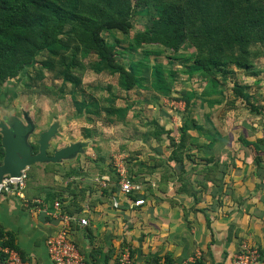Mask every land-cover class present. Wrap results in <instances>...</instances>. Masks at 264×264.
<instances>
[{"label": "trees", "instance_id": "16d2710c", "mask_svg": "<svg viewBox=\"0 0 264 264\" xmlns=\"http://www.w3.org/2000/svg\"><path fill=\"white\" fill-rule=\"evenodd\" d=\"M144 8L154 9L148 25L137 30L133 41L130 40L126 47L122 46L124 39L117 34H128L133 27L132 17ZM106 34L112 40H108ZM150 43L157 47H142ZM184 44H190L193 52L184 57L188 69L182 71H186L189 78L194 74L199 76L196 79L200 84L199 92L194 89L180 96L186 107L191 106V109L178 128V137H173V133L170 135L169 130L156 120H152L156 123L153 131L144 133V140H154V149L159 153L149 156L155 160L151 169L158 166L162 168L159 176L161 190L165 189L167 181L177 180L180 182V191L184 187L183 178L193 174L196 175V182L204 183L203 179H208L215 183L228 173L233 156L227 148L223 149L224 153L223 150L212 151L215 139L221 134L216 129L209 133L211 122L204 125L197 116H191L193 106H196L192 98L198 97L201 103L209 106L221 104L226 98L225 81L234 70L251 77L263 71L257 65V60L264 57V0H0V86L9 78L18 77L28 65L35 64L39 72H53L64 85L69 84L72 92L80 90L84 112H91L104 122L125 118L130 106L119 105L118 98L128 97V91L132 89H147L148 84L143 83L144 80H147L148 73L154 75L158 69L156 64L149 63V54L168 50L172 52L168 55L169 63L172 64L178 59L179 50ZM138 48L141 50L140 58L131 53ZM88 69L105 77V84L91 86L96 89L99 86L100 90L105 91L104 95L99 98L91 95L90 102L86 99L82 85V71L84 74ZM166 70L172 81L176 72L168 68ZM154 78L160 88L170 90L168 82L161 84L164 78L156 79L155 75ZM259 81L256 79L255 84ZM150 85L153 88L151 82ZM252 85H243L234 80L228 93L233 97L231 104L240 99L245 108L257 114L264 106L252 100L254 97L248 92ZM60 91L63 92V88ZM100 100L106 104L101 105ZM207 115L205 120L208 119ZM96 118H91V121ZM247 126L249 124L245 123L242 128L245 136L249 133ZM252 128L255 129L254 126ZM194 130L196 135H202L208 142L198 145L193 140ZM243 137L241 135L240 139L244 145L264 143L262 138H256L251 143ZM32 146L35 151L36 143H32ZM160 146L166 147L167 155L164 158L160 156ZM138 154L139 151L133 159H128L132 162L127 167L128 177L133 182L140 180L135 166L143 164L142 160H138ZM2 157L0 142V163ZM187 163L191 166L185 168ZM110 170L113 184L109 188L118 190V173L112 167ZM200 176L203 179L198 181ZM71 184L69 182L67 186ZM189 186L190 189L194 187ZM43 188L41 192H32L51 203L63 198V191L56 193L51 190L53 187L48 190ZM71 190L74 192V189ZM104 191H108L107 188ZM127 195L137 199L143 194L133 190ZM65 212L73 214V211ZM0 247L22 254L13 233L1 226ZM6 257L7 254L0 250V260L4 261ZM149 264H157V261ZM165 264H172L171 259L166 258Z\"/></svg>", "mask_w": 264, "mask_h": 264}, {"label": "crops", "instance_id": "0c3cea01", "mask_svg": "<svg viewBox=\"0 0 264 264\" xmlns=\"http://www.w3.org/2000/svg\"><path fill=\"white\" fill-rule=\"evenodd\" d=\"M260 111L253 114V122H246L250 126H247L249 133L246 136L242 131L245 122L242 120L241 125L237 117L236 128L230 134L235 138L232 146H219L226 134L213 128L211 119L200 120L204 125L212 123L209 133L216 129L221 134L215 139L212 150L217 147L218 152L227 148L233 156L228 173L215 183L202 176L197 180L203 179L204 183L196 182L193 174L183 178L184 187L180 191L177 180L167 181L165 189L161 190V170H157L160 167L151 169L155 161L149 155L158 153L152 140L149 147L155 153L139 157L143 164L135 166L141 185L138 192L143 194L137 198H142L143 203L135 204V199L127 194L112 191L109 188L113 184L111 166L93 162L91 178L87 177L91 186L86 183V189L81 183L84 178L77 186L72 182L70 186L54 184L49 185L53 189H45L50 188L56 193L63 191V198L53 203L44 201L30 190H23L24 198L0 194V226L13 233L22 250V254L17 253L25 264H53L48 258L46 238L59 227V213L67 210L88 221L85 226L75 220L69 223L70 238L88 264H113L125 246L129 248L131 264L154 261L165 264L166 258L171 259L172 264L187 259H192V264H228L243 241L258 253L253 264H264V143L244 145L240 139L242 135L251 143L256 138L264 140V108ZM259 118L260 122H256ZM203 138L206 144L208 141ZM130 164L127 162L120 168L127 177ZM190 166L187 163L185 168ZM80 168L83 169L79 166L74 169L85 175ZM118 170L116 168V172ZM189 185H194L193 189ZM105 188L108 191H104ZM0 264H5V260H0Z\"/></svg>", "mask_w": 264, "mask_h": 264}, {"label": "rangeland", "instance_id": "374dc122", "mask_svg": "<svg viewBox=\"0 0 264 264\" xmlns=\"http://www.w3.org/2000/svg\"><path fill=\"white\" fill-rule=\"evenodd\" d=\"M153 12L154 9L144 8L132 17L133 27L129 30L128 34H117L119 38L124 39L121 44L122 46L126 47L130 40L131 42L133 41L134 33L148 25L150 16L154 14ZM105 36L108 40H112L108 34ZM142 47L156 48L157 45L150 43L143 44ZM192 52L193 48L191 45L184 44L179 50L178 59L172 64L169 63L168 59V55L172 54V52L168 50L162 51L160 54H149V63L151 65L156 64L158 68L154 73L156 79L159 77L164 78L163 81H158L163 85L168 82L170 90L166 91L165 88H160L153 73H148L147 80L143 82L148 84L147 89H132L128 91V97L117 99L119 105L129 104L130 106L125 115L126 120L124 118L120 121L104 122L103 119L96 118L91 112L85 113L84 107H82L80 102V90L72 92L69 84L64 85L61 79L53 75V72L47 70H44L43 73L39 72L35 64L34 66L28 65L25 71L18 77L6 80L0 86V120H3L4 116L10 114L22 117L21 111H27L35 124L33 132L28 137V141L33 144H35L42 130L46 129L51 122L58 121V131L51 138L50 146L47 149L48 154H52L54 149L60 148L70 142H85L83 151L76 154L73 158L55 163L38 162L27 167L25 170L28 174V180L24 190H37L41 192L42 187L45 190L47 187H51L49 185L68 184L69 182L76 183L77 186L81 178H84L81 180L82 188L86 189V183L91 186V180L87 178H91V163L105 162L107 166L110 165L113 170H116V168L120 169L121 165L125 167L127 162L130 164L131 161L128 159H131L135 155L137 156V151H139L138 157H147L149 152L155 153L154 150H151L153 148L149 147L150 142L153 143V141L144 140V135L148 134L147 132H152L156 124L152 120H156L165 129L169 130L170 135L173 133V137H178V128L183 124L191 109V106L189 108L186 107L184 100L180 96L194 89L198 93L200 89V84L196 80L199 79V76L194 74L192 78H189L188 73L182 71L185 68L188 69L184 57H187ZM131 53L136 58L141 57L140 48L131 51ZM257 65L264 71V57L258 58ZM166 68L176 72L172 81L169 80ZM151 69H149V72ZM263 71L259 72L258 76L251 77L246 76L240 70H234V73L228 75L225 81L224 91L226 98L219 105L209 106L207 103H201L198 97L192 98L193 100L191 99L196 104V106H193L191 116H197L200 120L205 121V114H209L207 116L214 123V127L226 134V138L222 140L219 146H226L228 144L232 146L234 135L231 138L230 134L236 128L237 117L242 125V120L245 123L253 122L252 116L255 114L250 112L249 108H245L240 99H236V103L234 104L233 102L231 104L233 97L229 95L228 89L234 80L239 81L243 85L253 84L248 88V92L250 91L254 97L252 100L255 103L259 106H264L262 104L264 101ZM82 75V85L87 96V101H91V95L96 96V98L104 95L105 91L103 89L100 90L99 86L97 89L91 88L92 85L97 83L105 84V77L101 73L96 74L91 69H88L84 74L82 71ZM256 79H260L258 84H255ZM150 82L153 84V88H151ZM156 87L159 89H156ZM61 88H63V92L60 91ZM100 103L101 105L106 104L105 101L101 100ZM91 118L96 119L91 121ZM260 119H257L256 122H260ZM193 132V135H195V139L193 140L198 145H203L205 142L203 136L196 135L195 130ZM162 136L165 139V134ZM234 141L236 144H241L236 140ZM162 144L166 143L162 142ZM145 146L150 149L147 150ZM163 149L165 150H160L162 152L160 156L164 158L167 155V150L166 147H163ZM217 150V147H214L212 151L216 152ZM76 166L82 167L83 169H80L84 170L85 175H80L78 170L71 169ZM157 170H162V168L160 167ZM72 176L74 177L72 178Z\"/></svg>", "mask_w": 264, "mask_h": 264}, {"label": "built area", "instance_id": "2783aa9c", "mask_svg": "<svg viewBox=\"0 0 264 264\" xmlns=\"http://www.w3.org/2000/svg\"><path fill=\"white\" fill-rule=\"evenodd\" d=\"M118 173L120 176L118 191L124 194L133 190L140 191V183L133 182L120 169ZM27 178L26 170H22L18 176L5 174L0 181V194L17 195L24 198L23 190L26 186ZM143 202L144 200L142 198L134 200L135 204H141ZM57 204V202H54L55 206ZM58 217L60 220L59 227L46 238L48 258L53 264H87L84 256L77 249L69 234V223L71 220L77 221L80 226H85L88 223L87 219L67 213H59ZM0 250L7 254L5 264H25L15 250L7 247H0ZM257 257L258 253L256 249L247 241H243L228 264H253ZM192 262V259H187L181 261L179 264H192ZM113 264H131L130 251L127 246L119 251Z\"/></svg>", "mask_w": 264, "mask_h": 264}, {"label": "water", "instance_id": "95a60500", "mask_svg": "<svg viewBox=\"0 0 264 264\" xmlns=\"http://www.w3.org/2000/svg\"><path fill=\"white\" fill-rule=\"evenodd\" d=\"M22 117L14 114L4 116L0 120V142L3 148V157L0 163V181L5 174L18 176L22 170L34 163L59 162L73 158L83 151L85 142H70L48 154L51 138L58 131V121L51 122L42 130L36 139L37 148L34 151L32 143L28 141L35 124L28 112L22 110Z\"/></svg>", "mask_w": 264, "mask_h": 264}]
</instances>
